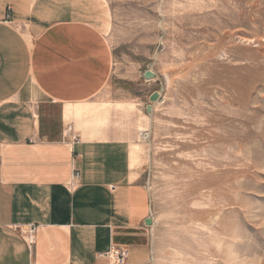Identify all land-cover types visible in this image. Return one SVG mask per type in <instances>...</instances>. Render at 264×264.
<instances>
[{"label": "rangeland", "instance_id": "rangeland-1", "mask_svg": "<svg viewBox=\"0 0 264 264\" xmlns=\"http://www.w3.org/2000/svg\"><path fill=\"white\" fill-rule=\"evenodd\" d=\"M106 2L151 264H264V0Z\"/></svg>", "mask_w": 264, "mask_h": 264}, {"label": "crops", "instance_id": "crops-1", "mask_svg": "<svg viewBox=\"0 0 264 264\" xmlns=\"http://www.w3.org/2000/svg\"><path fill=\"white\" fill-rule=\"evenodd\" d=\"M111 24L106 0H0V264H110L113 246L151 264L136 134L120 109L93 110L124 99L102 96ZM31 225L32 246L20 230Z\"/></svg>", "mask_w": 264, "mask_h": 264}, {"label": "built area", "instance_id": "built-area-1", "mask_svg": "<svg viewBox=\"0 0 264 264\" xmlns=\"http://www.w3.org/2000/svg\"><path fill=\"white\" fill-rule=\"evenodd\" d=\"M71 129V126H69V132L71 131ZM79 180L80 171L78 169H74L71 185L74 186ZM20 230L22 235L25 236L27 243L32 246L36 242L38 227L35 225H31L27 228H21ZM102 256L109 259L110 264H126L128 259V250L123 247L113 246L110 251H108L107 253H103Z\"/></svg>", "mask_w": 264, "mask_h": 264}, {"label": "water", "instance_id": "water-1", "mask_svg": "<svg viewBox=\"0 0 264 264\" xmlns=\"http://www.w3.org/2000/svg\"><path fill=\"white\" fill-rule=\"evenodd\" d=\"M152 75L153 74L151 72H147L146 73V77H151ZM160 96H161V93L156 91L150 96V101L156 102V101H158L160 99ZM152 222H153L152 219H149L147 221V223L150 224V225L152 224Z\"/></svg>", "mask_w": 264, "mask_h": 264}]
</instances>
